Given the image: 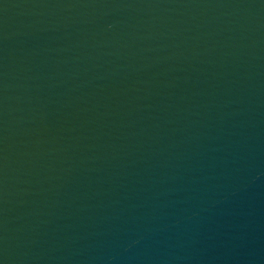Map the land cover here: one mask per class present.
Masks as SVG:
<instances>
[{
    "label": "water",
    "instance_id": "obj_1",
    "mask_svg": "<svg viewBox=\"0 0 264 264\" xmlns=\"http://www.w3.org/2000/svg\"><path fill=\"white\" fill-rule=\"evenodd\" d=\"M0 264H264V0H0Z\"/></svg>",
    "mask_w": 264,
    "mask_h": 264
}]
</instances>
